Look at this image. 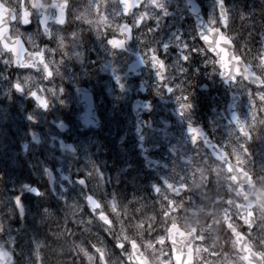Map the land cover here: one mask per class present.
Returning a JSON list of instances; mask_svg holds the SVG:
<instances>
[{"label":"clouds","instance_id":"9594fccd","mask_svg":"<svg viewBox=\"0 0 264 264\" xmlns=\"http://www.w3.org/2000/svg\"><path fill=\"white\" fill-rule=\"evenodd\" d=\"M0 2L23 41L0 47V264H90L125 235L163 237L159 264L174 220L197 264H244L222 209L264 257V0Z\"/></svg>","mask_w":264,"mask_h":264},{"label":"snow or ice","instance_id":"6c2138e0","mask_svg":"<svg viewBox=\"0 0 264 264\" xmlns=\"http://www.w3.org/2000/svg\"><path fill=\"white\" fill-rule=\"evenodd\" d=\"M27 0H21V3H25ZM222 2V0H221ZM37 0H32V7L36 8ZM21 13L23 17L28 18L32 15V12L29 11L28 8H22ZM61 13L63 14V9H61ZM17 20V11L8 8L5 4L0 2V47L5 48L10 52H14L16 42L19 41L23 43V41L19 37H13L11 35L12 32V24H14ZM206 35V33H205ZM218 40L224 43H228V37H226L222 32L218 34ZM262 62H264V58H262ZM260 99L264 100V97H260ZM41 104L44 103L43 100L39 101ZM226 149H221L220 145L217 144L214 148V153L217 159H222ZM236 159L237 168L233 169L231 165V160ZM228 173L229 178L232 180H236L237 177L233 176V171L245 173V170L239 168V163L242 161L239 160V155L234 154L233 157H230L228 161ZM218 177V182H219ZM83 181H81L82 183ZM186 187V186H185ZM91 203L95 207H99L96 203L95 198H91ZM228 203H231L229 201ZM117 205L115 202L113 203V209ZM169 211H165L163 215L168 217L172 214V212L177 211L175 208V204L169 201ZM200 211H203L201 209ZM216 211L215 207L208 213L210 216L212 213ZM221 211V219L226 228H228L234 237L233 243L237 245V247L242 250L243 254L241 256V260L244 264H264V257H261L259 253L255 252L252 248L249 247L248 244L243 241L245 238L241 233H237L231 223V217L226 209H222ZM199 215V212L195 213ZM254 215L252 213L249 214ZM100 220L103 221L106 225L112 224L111 217L107 216L104 213H100ZM219 223V221H216ZM206 226L210 230L212 225L207 224ZM137 227L143 228L145 225L138 224ZM127 231V230H126ZM195 237L197 241H202L203 237L199 235L197 228L192 227L190 231H186L181 228L179 223L175 220L167 225V239L170 244V252L168 254H162L163 258L159 259V264H197V260L199 257V252L201 251L199 248L194 247L192 244V239ZM163 245L165 243L163 237H158L155 242L151 238L145 239L141 244L136 239L129 240L127 235L124 236L123 240H116L114 244H112V250H109L107 246L103 244V241L98 243H94L91 245V251L87 249H82L84 255L88 258L90 264H115L116 259L118 258L120 261H123L124 264H154L153 256L148 254V250L155 251L156 244ZM183 245V246H182ZM206 251V249H205ZM216 255V253H213ZM225 256L227 254L225 253ZM257 257H260L257 259Z\"/></svg>","mask_w":264,"mask_h":264}]
</instances>
